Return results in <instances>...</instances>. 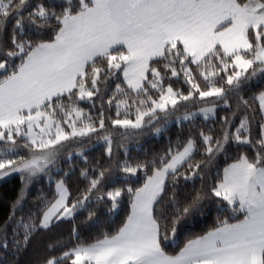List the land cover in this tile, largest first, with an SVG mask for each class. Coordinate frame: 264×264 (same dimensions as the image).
Masks as SVG:
<instances>
[{"label": "snow or ice", "instance_id": "snow-or-ice-1", "mask_svg": "<svg viewBox=\"0 0 264 264\" xmlns=\"http://www.w3.org/2000/svg\"><path fill=\"white\" fill-rule=\"evenodd\" d=\"M9 180L0 264H264V0H0Z\"/></svg>", "mask_w": 264, "mask_h": 264}, {"label": "trees", "instance_id": "trees-1", "mask_svg": "<svg viewBox=\"0 0 264 264\" xmlns=\"http://www.w3.org/2000/svg\"><path fill=\"white\" fill-rule=\"evenodd\" d=\"M15 182L14 181H11V180H9V181H7L4 185H3V187L2 188H0V191H2V190H4V189H11L12 188V186H13V184H14ZM116 220L118 221L119 220V217H116ZM104 226H106V227H111L112 225L111 224H106V225H104Z\"/></svg>", "mask_w": 264, "mask_h": 264}]
</instances>
